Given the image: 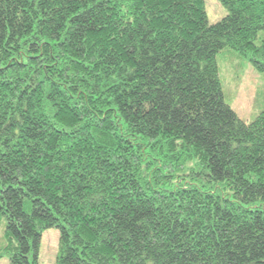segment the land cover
I'll use <instances>...</instances> for the list:
<instances>
[{
    "label": "trees",
    "instance_id": "trees-1",
    "mask_svg": "<svg viewBox=\"0 0 264 264\" xmlns=\"http://www.w3.org/2000/svg\"><path fill=\"white\" fill-rule=\"evenodd\" d=\"M0 0V257L264 264V109L217 54L264 72V0Z\"/></svg>",
    "mask_w": 264,
    "mask_h": 264
},
{
    "label": "rangeland",
    "instance_id": "rangeland-1",
    "mask_svg": "<svg viewBox=\"0 0 264 264\" xmlns=\"http://www.w3.org/2000/svg\"><path fill=\"white\" fill-rule=\"evenodd\" d=\"M208 21L222 18L227 9L219 0H205ZM264 30L260 31V41ZM220 78L225 99L246 121H251L264 109V72L257 70L248 58L230 47L217 54ZM59 230L50 227L43 231L39 250V264H54L58 248ZM0 264H9L7 255L0 257Z\"/></svg>",
    "mask_w": 264,
    "mask_h": 264
}]
</instances>
